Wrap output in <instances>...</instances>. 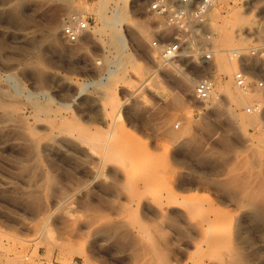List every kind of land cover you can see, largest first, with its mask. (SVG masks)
Wrapping results in <instances>:
<instances>
[{
	"label": "rangeland",
	"instance_id": "rangeland-1",
	"mask_svg": "<svg viewBox=\"0 0 264 264\" xmlns=\"http://www.w3.org/2000/svg\"><path fill=\"white\" fill-rule=\"evenodd\" d=\"M152 1L0 0V264H264V87L237 104L228 55L264 79V0L217 2L208 63L160 57Z\"/></svg>",
	"mask_w": 264,
	"mask_h": 264
},
{
	"label": "built area",
	"instance_id": "built-area-1",
	"mask_svg": "<svg viewBox=\"0 0 264 264\" xmlns=\"http://www.w3.org/2000/svg\"><path fill=\"white\" fill-rule=\"evenodd\" d=\"M219 0H153L149 10L157 15L166 16L170 25L175 28L171 41L160 43L153 42L159 50V55L165 60L176 58L180 51L186 47L194 53H201L203 62L214 59L215 43L214 34L209 27V12ZM90 26L87 19L74 17L62 27V36L68 43L78 42L84 31ZM203 36V38H199ZM255 54V51H251ZM231 60L238 62V69L234 73L235 85L239 88L264 87V79L251 73L246 63L247 54L244 49L235 48L228 50ZM215 77L209 71L199 77L193 89V95L202 103H210L216 93ZM257 109L256 105L247 108L249 112Z\"/></svg>",
	"mask_w": 264,
	"mask_h": 264
},
{
	"label": "bare ground",
	"instance_id": "bare-ground-1",
	"mask_svg": "<svg viewBox=\"0 0 264 264\" xmlns=\"http://www.w3.org/2000/svg\"><path fill=\"white\" fill-rule=\"evenodd\" d=\"M120 13V12H119ZM121 14V13H120ZM141 32V31H140ZM222 33V32H221ZM53 35V34H52ZM141 35L142 36H146L145 35V33H141ZM58 29H55L54 30V38H55V40L58 42ZM112 40H113V42L114 43H116L117 45H123L124 43V39H122L121 37H118V36H116V34L112 37ZM218 49H215V53H216V51H217ZM190 52H192V51H190ZM171 60V59H170ZM166 61H168V60H166ZM219 64H221V61L219 62ZM221 66H224V65H222L221 64ZM222 69H223V67H222ZM224 70V69H223ZM226 70V69H225ZM228 70V69H227ZM229 72V71H228ZM193 82V77L191 76V75H189L188 73H186V74H184V76H183V83H184V85L185 86H188L189 84H191ZM195 84H196V82H195ZM239 91H242V92H240L237 96H236V98L234 99V101L238 104L239 102H242L243 101V99L244 98H247V97H249L250 99H252V100H255V101H258V102H256V106L258 105V106H260L261 105V101H260V97L258 96V95H256L254 92L252 93V91H250V88H245V89H242V88H240V89H238ZM213 98H218V94L217 93H215L214 95H213ZM212 98V99H213ZM247 100H249V99H247Z\"/></svg>",
	"mask_w": 264,
	"mask_h": 264
}]
</instances>
